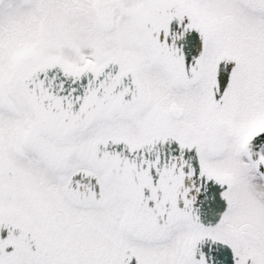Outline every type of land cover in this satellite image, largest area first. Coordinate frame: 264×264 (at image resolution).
Returning a JSON list of instances; mask_svg holds the SVG:
<instances>
[{
    "label": "snow or ice",
    "instance_id": "1",
    "mask_svg": "<svg viewBox=\"0 0 264 264\" xmlns=\"http://www.w3.org/2000/svg\"><path fill=\"white\" fill-rule=\"evenodd\" d=\"M0 264H264V0H0Z\"/></svg>",
    "mask_w": 264,
    "mask_h": 264
},
{
    "label": "flooded vegetation",
    "instance_id": "2",
    "mask_svg": "<svg viewBox=\"0 0 264 264\" xmlns=\"http://www.w3.org/2000/svg\"><path fill=\"white\" fill-rule=\"evenodd\" d=\"M189 39L194 41L195 40V34H193L191 37H189Z\"/></svg>",
    "mask_w": 264,
    "mask_h": 264
}]
</instances>
